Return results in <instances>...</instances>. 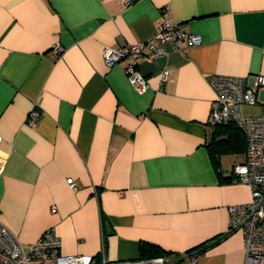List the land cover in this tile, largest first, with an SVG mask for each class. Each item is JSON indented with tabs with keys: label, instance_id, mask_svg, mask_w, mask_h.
I'll return each mask as SVG.
<instances>
[{
	"label": "crops",
	"instance_id": "obj_1",
	"mask_svg": "<svg viewBox=\"0 0 264 264\" xmlns=\"http://www.w3.org/2000/svg\"><path fill=\"white\" fill-rule=\"evenodd\" d=\"M166 21L202 42L139 59L140 93L104 49L157 43ZM215 74L264 75V0H0V222L25 243L55 228L65 254L245 264L229 208L251 199L246 147L211 121ZM263 94L244 111L264 117Z\"/></svg>",
	"mask_w": 264,
	"mask_h": 264
},
{
	"label": "built area",
	"instance_id": "obj_2",
	"mask_svg": "<svg viewBox=\"0 0 264 264\" xmlns=\"http://www.w3.org/2000/svg\"><path fill=\"white\" fill-rule=\"evenodd\" d=\"M121 1L127 6L134 0ZM155 39L157 43L139 41L119 47L107 46L104 49L108 66H113L124 59L131 60L125 68V73L140 93H144L149 85L145 74L137 67L139 59L165 56L170 50H179L182 43L193 46L202 42L201 36L167 21L160 24ZM144 45H148L150 54H144ZM63 49L60 43L53 46L55 54H60ZM167 77L168 71H164V81ZM211 86L216 96L210 114L211 121L214 124H235L244 133L247 142L245 161L234 165L233 173L239 182L249 186L251 199L247 203L230 206V232L241 230L244 232L245 264H264V117L244 111L245 106L259 103V94L264 91V75L215 74L211 78ZM39 115L40 110L35 106L29 114V120L35 122ZM67 183L73 190L77 189V183L73 178H68ZM61 249L62 239L55 228L47 229L36 241L25 243L0 222V264H96L97 262L166 264L167 262L163 256H139L134 259L113 261L104 253L99 258H95L90 255L65 254Z\"/></svg>",
	"mask_w": 264,
	"mask_h": 264
},
{
	"label": "trees",
	"instance_id": "obj_3",
	"mask_svg": "<svg viewBox=\"0 0 264 264\" xmlns=\"http://www.w3.org/2000/svg\"><path fill=\"white\" fill-rule=\"evenodd\" d=\"M215 128L216 131H218L219 129H225V128H229L232 130H235V133L233 132V135H236L235 138L236 140H238L240 143L237 146L238 150L242 149L243 144H245V147H247V142H246V137L244 135V133L233 123H229V124H215ZM244 140V141H243ZM216 144V149L215 147L213 148L212 145H209L210 151H211V155L213 157V161L214 163L218 166L219 165V160L217 159L215 152L216 153H222V152H230L233 150H236V146L235 143L230 140V138H223V139H219L215 142ZM246 151V148H245ZM149 246H151V248L154 250V254L148 255L147 253H143L141 255V257H155L158 254H160V248L154 244H148ZM145 247H147V245H145ZM98 261V260H97ZM96 264H100L99 262H97Z\"/></svg>",
	"mask_w": 264,
	"mask_h": 264
},
{
	"label": "rangeland",
	"instance_id": "obj_4",
	"mask_svg": "<svg viewBox=\"0 0 264 264\" xmlns=\"http://www.w3.org/2000/svg\"><path fill=\"white\" fill-rule=\"evenodd\" d=\"M262 98H264V94L262 95Z\"/></svg>",
	"mask_w": 264,
	"mask_h": 264
}]
</instances>
